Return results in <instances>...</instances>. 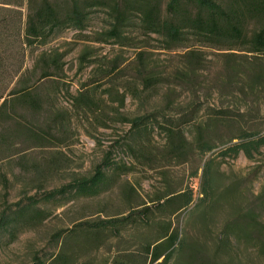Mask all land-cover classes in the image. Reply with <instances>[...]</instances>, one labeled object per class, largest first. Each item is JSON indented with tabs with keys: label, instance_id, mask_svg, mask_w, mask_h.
Segmentation results:
<instances>
[{
	"label": "trees",
	"instance_id": "obj_1",
	"mask_svg": "<svg viewBox=\"0 0 264 264\" xmlns=\"http://www.w3.org/2000/svg\"><path fill=\"white\" fill-rule=\"evenodd\" d=\"M98 9L104 11L108 28L97 41L110 39L118 46L134 47L137 36L126 32L128 26H133L139 35L154 40L157 49L174 60L170 66L162 65L144 50L127 66L133 77L126 84V93L142 104H154L144 115L125 118L130 125L124 144L128 150L139 153L147 130L161 128L167 141V156L184 157L191 152L185 129L192 127L201 154L217 147L214 141L224 137L220 132L224 130L228 135L222 144L229 146L219 156L236 158L242 153L253 160L255 155L262 154L264 0H0V154L12 151L17 137L36 144L45 141V137L37 135L18 118L19 111L34 114L42 108L44 100L36 93L35 86L41 79L62 72L63 57L54 50L37 54L36 49L49 44L65 29L83 30L91 13ZM206 50L222 61L210 79L204 74ZM207 81L210 85L206 87ZM204 89L209 95L229 96L234 102L227 107L206 105L198 96ZM182 92L189 94L186 103L179 101ZM73 99L81 102L85 98L78 95ZM124 99L122 94L118 100L120 106ZM213 164L211 159L203 166L202 197L191 212L206 206L207 210H198L200 227L206 224L207 214L215 207L210 201L218 183ZM125 171L107 157L90 178L26 202L6 205L0 212V238L7 236L13 241L19 232L42 223L48 212L38 206L41 202L60 201L68 195H96L108 179L107 172ZM7 182L6 175L0 174V184L5 190ZM235 194V187L229 186L221 199L229 202ZM260 200L263 207L264 201ZM192 201L191 189L168 190L137 205L136 210L126 215L101 220L95 229L84 230L80 236L82 242L77 246L90 244L106 229L119 235L128 224L139 222L158 226L156 238L142 246L150 264H237L233 258L234 244H243L264 260V222L252 210L240 214L238 207L221 227L212 256L203 254L201 246L182 235L168 220L188 208ZM162 216L165 220H157ZM76 230L77 226L57 233V251L47 259L34 256L33 264H70L72 256L64 250L63 239L78 238L80 231ZM124 259L125 263L118 259L115 264H130L133 257Z\"/></svg>",
	"mask_w": 264,
	"mask_h": 264
},
{
	"label": "rangeland",
	"instance_id": "obj_2",
	"mask_svg": "<svg viewBox=\"0 0 264 264\" xmlns=\"http://www.w3.org/2000/svg\"><path fill=\"white\" fill-rule=\"evenodd\" d=\"M85 26L81 31L65 29L49 44L36 49L37 54L43 50L62 54L63 70L36 84V93L44 100L39 111L34 114L19 111L18 118L37 135L45 137V141L36 144L17 137L15 148L0 154V174L8 179L6 190L0 184V212L6 205L26 202L92 177L107 157L121 171H126L107 172L108 179L96 195H68L60 201L41 202L38 206L48 212L42 223L19 232L13 241L7 236L0 238V264H33L34 256L49 258L58 249L56 234L75 226L80 231L78 238L63 239L64 250L72 256L70 264H115L118 259L125 263L126 256L133 257L130 264H150L142 246L156 238L159 233L156 224H128L119 235L106 229L90 244L81 248L77 245L84 230L95 229L101 220L126 215L136 210L137 205L168 190H192L193 201L189 207L168 220L182 235L201 246L203 254L212 256L213 244L219 240L221 227L234 208L238 207L240 214L252 210L264 222V205L260 200L264 201V150L253 160L242 153L236 158H223L219 152L229 146L222 144L228 135L224 130L220 131L224 137L214 141L217 147L201 154L192 127L185 129L191 152L184 157L167 156V141L161 128L147 130L139 153L127 149L124 144L130 125L125 118L144 115L154 107L152 103L133 100L126 93V84L133 77L127 66L144 50L153 54L159 64L170 66L174 60L157 49L154 40L139 35L133 26H128L126 32L137 36L134 44L140 48L118 46L110 39L97 41L108 28L102 10L92 12ZM206 53L204 74L210 79L222 61L211 51ZM27 61L28 65L32 63L30 58ZM205 85L209 86L210 82ZM122 94L125 99L120 106L118 100ZM78 95L85 99L76 102L73 97ZM198 96L209 106L227 107L234 102L229 96L209 95L205 89ZM178 97L186 103L189 94L182 92ZM211 159L218 178L210 200L215 207L207 214L206 224L200 227L198 210H207L206 206L191 212L200 203L203 166ZM229 186L235 187L236 194L226 202L221 194ZM157 220L163 221L165 217ZM232 248L237 264H264L263 258L243 244H234Z\"/></svg>",
	"mask_w": 264,
	"mask_h": 264
}]
</instances>
